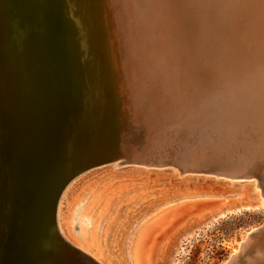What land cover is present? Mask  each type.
Here are the masks:
<instances>
[{"label":"bare ground","instance_id":"6f19581e","mask_svg":"<svg viewBox=\"0 0 264 264\" xmlns=\"http://www.w3.org/2000/svg\"><path fill=\"white\" fill-rule=\"evenodd\" d=\"M56 1L58 2L57 6L60 5L59 7L62 13L61 25L68 31L64 36L69 38L70 42L69 46L71 51L68 50L69 53L67 57L70 71L75 72L78 75L76 78H79V87L77 91H75L76 93H73V95L71 93L69 97H66L71 100L70 103L74 101L76 107L79 106V111L81 110L77 114L79 118L75 115V117L78 118V124L81 122L83 124L82 127H80V130L84 131L87 126L90 129H93L94 132L99 134V136L103 139L100 140L99 146V149L102 148V150L93 149L91 151L88 150L86 153L77 154V148H75L74 153L75 156H77V160L75 161L77 168H70L69 171L64 172L65 176L63 175V178L60 180H56L57 177L55 178V180L59 183L58 187H60V183L62 184L61 190L56 198L54 208V222L61 239L76 249L81 255H86L91 258L96 264L140 263V253L136 244L138 242L136 239L133 241V237L128 240L130 233L123 234L117 242L118 230L115 231V235L113 236L114 239H110V242L113 243L111 244L113 251L115 249H117V251L113 252L116 256L111 258L109 256H104L103 252H100L91 244L94 235L92 230L95 229L94 225L97 223V219L94 220V223H91L92 230L90 229L86 235L88 243H90L88 250L92 251V254L70 244L62 235V231L60 232V227H58V215L60 212V206H58V204L60 205V202L65 200L71 179L75 178V176L88 170L89 168L99 165L100 163L110 161L115 162L119 159H121V163H124V165L134 164L143 165L144 167L171 166L173 164V167L175 166L180 174L214 173L217 177H223L224 179L229 180L257 179L258 182H256L253 186L255 190H259L257 192L258 205L264 208V36L262 33L259 34L260 30H255L251 27L253 26L252 22L254 21V18L248 15L243 16L242 12L239 11V9L242 8V4L247 6L252 5L250 0H224L227 2L226 5L220 4L221 2L224 3L223 0H206L205 6H197L194 4L193 6L187 8L183 7V5L177 0H168L169 3H167L163 9V16L166 23L173 21L175 17L181 18L183 15L186 16L187 23H191L194 7H197V10H199L197 24L195 25L196 20L194 19V21L190 24L189 34L188 31L182 34L176 26L169 32L160 30L159 27L161 25H158L156 29L154 26L152 28L153 24L150 22L145 23L148 21L145 17L146 12L139 14V12L134 8L133 5L137 0H132L131 2L130 0H93V2L92 0ZM190 1L193 2V0ZM41 2L37 0H0V30L4 36V46H6L7 50H9L13 55H21V53L25 52L24 58H26L27 62L29 60L32 61V59H39L40 61L42 58L43 65H47L46 70L48 71V76L44 72L45 76L42 78L39 76L37 79L36 77L32 78L30 76L32 72H27V75H24L22 78L25 83V90L28 91L27 97L33 103L34 110L35 107L36 110H38L43 107V105L54 102L55 99H47L45 97L50 95V93H55L54 96L56 100L62 104V99L64 97L63 93L58 88L57 80L55 81L54 76H50L49 74L51 73V75H53L51 72V57H49L48 54L50 53L47 52V48L43 45V41L49 40L50 34L47 27L41 22L42 20L38 13L41 6H43ZM192 2H189V6ZM47 3L49 4L48 1ZM235 3H237L236 7ZM216 5H218L217 9L215 8ZM116 7H118V10L122 11L121 16H123V18H120L117 14ZM212 7L214 14L212 12ZM113 8L116 10L115 12H113ZM189 11L192 13H189ZM237 11L239 12L241 18L238 16L235 17L234 13ZM115 13L118 18L121 20L123 19L121 26L115 22ZM105 26H108V30H106L107 28H105ZM204 27H206L204 31L206 38L205 36L203 38H205V41H208L207 47L205 46L207 48V52L205 53L208 57L201 61L198 59V52L194 50L195 46L193 48V44L194 39L198 37V33L200 34L201 29ZM151 31L153 33L156 31L155 37H150L149 33ZM97 36L98 39L96 38ZM102 36L104 37V41L100 43V38ZM60 38L62 39L63 36H60ZM60 38L58 39L60 40ZM169 41L172 44L171 49L168 45ZM54 44L56 45L57 43L54 42ZM58 46H60V44L55 46V48L57 47L56 50L58 49ZM81 55H84V57L79 59ZM4 60L8 59L5 58ZM180 60L182 62L186 61L188 71L185 73V79L190 84L188 89H192V91L194 80L191 81L190 74H193L194 72V65H199L201 67L200 69L203 70V77H206V74H208L210 78H219L221 76L225 79V86L228 89L225 87L223 88V91L221 89L220 93L223 95H218V100L215 101L217 102V107L219 105L220 108L218 116H207L208 114H206V112L208 109L210 110L209 106L212 104L210 102L211 104L208 106V109L206 108L205 114L202 111L201 115L204 117L202 119H198L200 111L198 112L199 115L197 117L198 120L207 121V125L205 126L212 129L209 135L215 137L213 141H210L207 135H201L198 131L191 129L184 130V126L181 123H173L175 120L180 122L179 116H182L183 119L190 121L192 118L190 116L192 113L188 109L186 110L183 108V105L186 104L179 101L180 99L178 98L179 84H177V82L182 80L184 81V76H182V70L180 69V64L182 63ZM95 65L97 67H95ZM197 69L200 70L199 67ZM211 79H209V81ZM70 80H72V77ZM222 81L216 82L219 84L223 83ZM182 86L180 84V88ZM0 87L2 88L1 84ZM41 88L43 90L39 94L38 90H41ZM98 91L99 96L93 97L92 93L94 92L98 94ZM182 92L183 91L181 89V93ZM141 93H143L142 96L140 95ZM160 93L163 94L162 105H166V101L168 100L171 107L165 106V110L158 109L151 115L153 106L155 105L152 100V95L156 96V94L158 95ZM213 93L215 94V92ZM43 94L44 96L40 97ZM183 94L184 92L182 93V96ZM186 94L191 95V92H185V97L188 98ZM145 96H148V101ZM182 96H180V98ZM192 96L194 95L192 94ZM120 97H126L124 102L118 103V99ZM194 98L196 97L194 96L193 99ZM198 98L200 99V97ZM126 99H133V103L130 104V111L134 114V118H140L144 123L146 121L145 125H150V130H148L152 134L149 139L146 140V143L143 142L145 145L137 148L138 150L134 149V151L133 149L128 148L131 146L129 145L128 147L121 146L115 151L110 148L113 144H111L113 138L111 139L110 136L111 131L113 132L111 127L114 126L112 116L115 115V113H117L119 117L123 115L122 111L124 106L127 104ZM164 99L166 101H164ZM4 100L5 99L3 98V101ZM188 101L187 106H189L188 104L190 103ZM194 103L193 105H195ZM0 104L3 106V103ZM68 106L69 105H67V107ZM46 110L47 109H45V111ZM58 111H60V109H58ZM79 113L82 115L81 118ZM211 114L213 113L211 112ZM38 115L40 116V114ZM34 116L35 115L27 117V120L35 119ZM46 118H48V116H46ZM84 120H86V122ZM198 120L197 122H199ZM42 124L44 123L42 122ZM42 126L44 127V125ZM92 126L93 128H91ZM8 127L0 128V156L1 160L4 161V164L6 163L4 159H6L7 156L6 151L4 152L6 149V140L4 137L7 135ZM76 127L78 128L77 125ZM38 128L40 127L38 126ZM207 128L205 129L207 130ZM43 130L44 129L41 131L44 132ZM41 131L38 133H41ZM161 131H164V133H161ZM32 133L35 134L36 132L33 131ZM155 133L156 139L159 137L161 138L160 142L156 143L155 139L151 138L155 136ZM166 134L167 136H172L173 138L179 136V139L176 138L177 142L184 138L183 140L185 143H181L180 141L176 147L177 151L169 149L171 156L168 158V161L163 163L165 159L167 160L166 156L169 154L164 153L163 149L169 148V145L172 144L171 140L165 138ZM108 135L110 137H107ZM157 135L159 136L157 137ZM30 137L29 139H31ZM105 137H107V143H105V146L102 147ZM192 137L195 139L191 140ZM74 140L75 139L72 138V136L65 139L63 148H68L70 144L74 143ZM39 147H41L40 144ZM45 150L46 152H50L49 154H51V157L57 152L56 147L52 145H49L47 149L45 147ZM70 155L71 154L66 153V157H69ZM70 158H72V156H70ZM183 158L185 159L183 160ZM217 158H221L220 163H222L223 166H226L227 169L225 171L218 169L216 172H209V169L214 168L211 165L213 163H218V161H216ZM50 159L45 161L48 165L47 168H49L53 163ZM179 159H181V163L183 161H188L190 164L187 165L182 163L181 165L179 164ZM233 160L235 162H232ZM67 162L68 161H65V163ZM6 164L8 165V163ZM73 164L74 162L72 160L70 165ZM61 165H59V168H62ZM3 168L4 172L0 170L1 208L11 199V197H9L11 194L8 192H10L9 189H11L14 185L10 182L9 178L8 180L6 179V176L8 175L7 166ZM133 174H140V172L136 171ZM11 177L14 178L13 175ZM43 180L44 182L47 181L46 178ZM98 184L99 182L97 185ZM98 188L99 186L97 189ZM100 189V192L97 194L94 193L95 190H93L90 194L88 193L89 198L87 199V206L84 208L87 213H91V211H93L92 205L94 208H97L94 211L105 209L108 206L110 202L107 197L108 191L105 190V187H101ZM127 193L129 192L118 195L116 198V205L126 203L122 205L129 207V215L132 219L135 217L137 219L143 218V211L146 207L144 200L154 194L138 195L136 196L134 202H131L132 199L129 198ZM62 206L64 207V205ZM138 215L140 216L137 217ZM155 219H157V217ZM251 233L255 235L257 231L251 230L249 233H246V235L241 238V241L236 248L237 250L233 251V253H231L227 260L222 264H237L236 261L239 254H241V259L239 260L243 264H260L264 260V241L262 244L263 249L258 247L256 248L257 250L249 256V253L252 251H250L249 245V242L252 239L249 237ZM256 235L260 236L256 238L253 236L254 239L264 236V229ZM253 247L255 248L256 246L254 245ZM244 256L246 257L244 258ZM259 261L261 262L259 263Z\"/></svg>","mask_w":264,"mask_h":264},{"label":"rangeland","instance_id":"374dc122","mask_svg":"<svg viewBox=\"0 0 264 264\" xmlns=\"http://www.w3.org/2000/svg\"><path fill=\"white\" fill-rule=\"evenodd\" d=\"M177 1L183 4V6H185V3L186 5H188L189 2H192L190 0H184L183 2L182 0H177ZM116 9L117 11L114 10L113 8V12L116 11L117 14L120 16V18H123V16H121L122 11L118 10V7H116ZM189 13L192 12L189 11ZM117 14L115 13L116 15L115 22H117L116 24H120L121 26L123 19L121 20L120 18H118ZM198 18H199V10H197V7H194L191 21L193 22L195 19L196 20L195 25H196ZM174 21L177 23L178 26V27L176 26L177 29H179V31L182 34L186 33L187 31L188 34L190 33V24L192 22L187 23V18L185 15H183L181 18L175 17L173 22ZM105 28H107L106 30H108V26H105ZM205 28L206 27L201 29L200 34L198 33V37L194 39V44H193V48L195 46L194 50L198 52V59L201 61L205 60L208 57L205 53L207 52L206 47L208 44V41H205L206 38L204 34ZM103 36L100 38V43L104 41ZM204 36L205 38H203ZM96 38L98 39V36ZM24 56H25V52L21 53V55L19 54L13 55L10 53L9 50H7V47L4 46V36L0 30V61H1L0 84L2 86V88L0 87V93L2 92L1 94L3 95L2 96L0 94L1 95L0 103H3V106L1 104L0 106L6 108V110L9 111L8 120L10 122L8 121L9 124L8 122H6L5 124V125L8 124V126H10L8 127L7 131L16 129L15 131L19 133L20 139L24 140L26 144L32 143L35 146L38 143L40 144L41 149L43 147L44 151H46L45 147L47 149L49 145H52L56 147V149L59 152H61L63 151L62 148L65 139H67L70 136H72V138L75 139V137L79 135L78 130L80 129H78L76 125H73L72 123H67L68 122L67 120L63 122L64 123L63 125L62 121L64 120V117L62 116L59 118V122H61V124L59 125L61 126H59L55 122H53L54 126L52 125L51 126L54 129V135L62 136L63 140L60 138L61 143H59L58 145L56 144L57 142L52 141V138L49 139L51 137L50 128H46L42 126L44 124L48 125V123L50 122L49 119L51 118L49 117V115H46L49 112L47 113L48 110L45 111V108L43 109V107L39 108L38 110H36L35 107L34 110L33 103L27 97L28 91L25 90L26 88L25 83L23 82L22 79L24 75H27V72L28 73L32 72L30 76L32 78L36 77L37 79L39 78V76L40 78L44 77L45 73L48 76L47 74L48 71L46 70L47 65L46 64L43 65L42 58L40 59V61L39 59L36 60L32 59V61L29 60L28 63L26 61V58H24ZM83 57L84 55H81L79 59H82ZM3 58L8 59L9 61L4 60ZM3 61L6 62L4 63ZM186 65H187L186 61L185 62L183 61L180 64V69L182 70L181 73L182 76H184L183 78L184 81L182 80L177 82V84H179L178 88L180 89V91L178 89V98L180 99L178 100L186 104L183 105V108L186 110L188 109L192 113L190 116L192 118H195V119L191 118V122L195 121L194 123H196L197 125L199 123L202 124V122L206 124L207 123L206 120H198V119H202L204 117L203 115H201L202 111L205 114L206 108L208 109L209 107L210 110L208 109L206 112V114H208L207 116L209 117H211V115L212 117H214V115L218 116V113H220V108L219 105L217 107V102L215 101L218 100L217 98L218 95L220 96L223 95V94L221 95L220 93L221 89L223 91L224 87L227 88L225 86L226 84L225 79H223L221 76H220L221 78L219 77L220 79L218 77H211L212 78L211 79L208 74H206V77H203V72H202L203 70L200 69L201 67L199 65L198 66L194 65L193 68L194 72L193 74H190L191 81L194 80L193 83L194 85L192 87L193 91H192V89H188L190 87L189 86L190 84L185 79V73L188 71ZM198 67L201 70V72L200 70L197 69ZM209 79L211 80L209 81ZM220 80L221 81L224 80V81H222L223 83L218 84V82H221ZM180 84L181 86L183 84L181 88H180ZM211 88L213 89V92H215V94L212 92ZM181 89L184 92L183 96H182L183 92L181 93ZM185 92L186 93L191 92V95L186 94V96H188L189 99L185 97ZM92 94L93 97H98L99 91L98 94L94 92ZM192 94L196 98L193 99L194 96H192ZM203 95L206 97H204ZM180 96L182 97L180 98ZM198 97H200V99ZM3 98L6 101L5 100L3 101ZM125 98L126 97H120L118 99V103L124 102ZM161 98H162L161 102H163V97ZM190 98H192L194 101ZM186 100L192 101V102L188 101L190 102L188 104L189 106H187ZM126 101L127 104L126 106H124V109L122 111L123 115L120 117V124L121 122H123L121 124L122 131H120L119 134L116 133L113 134L115 137L112 135V132L110 134L111 139L113 138L111 141V144L112 143L113 144L110 146V148L115 151L118 150V148L121 146L128 147L129 145L131 146L128 148H131L133 150L134 149L138 150L137 148L141 147L142 145H145L144 143H146V140L149 139L150 135L152 134L149 132L150 125H145L146 123L145 120L144 123L142 119L134 118V114L130 111V104L133 103V99H126ZM164 101L166 100L164 99ZM22 102L29 106L27 109V113L30 115H28V117L35 115L34 116L35 119L27 120L29 121L28 124H30L29 126L26 127L29 131L28 135H23V133L26 131L25 130L26 128L24 126L20 127L18 125L19 124L18 116L20 114L22 115L25 113ZM167 103H169L168 100L166 101V104ZM193 103L195 105H193ZM210 104L211 106H209ZM58 105H60L61 107ZM56 107H59L58 109H60V111L58 110L57 111L61 112L64 110L62 108H64L65 106L64 104L59 103L56 105ZM75 110L77 113L74 112L75 114L74 113L73 114L74 116L75 115L78 116L77 114L79 112V106L75 107ZM193 111L196 112L197 114L194 113ZM210 111L213 114H211ZM198 112L200 115L198 114ZM38 114H40V116ZM61 114H59V116ZM73 114H71L72 119H73ZM194 114H196L197 116ZM46 116H48V118H46ZM78 118L74 117V119H76L77 121ZM37 120L40 122H38ZM197 120L199 122H197ZM42 122L44 124H42ZM36 124H38L40 128H38ZM51 126L49 124V127ZM205 128L207 127L204 126L203 132L206 130ZM42 129H44L43 130L44 132L41 131ZM184 129H186V127ZM33 131H35L36 133L33 134L32 133ZM37 131L38 132L41 131L42 134L38 133ZM80 131L86 132L87 134L85 137L86 146L90 144L92 148H87L84 150L85 144L82 141L83 139L80 138L79 139L80 145L81 143L82 145L76 147L77 154L86 153L88 150L91 151L93 149L102 150L101 147H100L101 149H99V146H100V140L103 139L101 138V136H99V134H97L96 132H94L93 129H90L87 126L85 127L84 131L82 130ZM194 131H198V129ZM137 132L143 133L142 134L143 136L141 135L142 137H140V139L137 138L138 136ZM161 133H164V131H161ZM9 134L10 132L6 136L8 137ZM36 134L38 136L40 135L46 136L45 139H49L48 144L43 141V138L41 136H40L41 138L40 137L36 138L33 136ZM89 134L90 136H92L91 138ZM158 136L159 135H157V137ZM29 137L31 139H29ZM107 137H109V135ZM107 137H105L106 139L104 138V143L102 144V147H104L105 143H107ZM10 138L14 140L13 136ZM151 138L155 139L156 143L161 141L160 137L156 139V133L155 136ZM165 138L172 141V144L169 145V148L163 149L164 153L166 154L169 153L167 155L169 157L171 156L169 149H173L174 151H177L176 147L180 143V141L181 143H185L183 140L184 138H182L179 142L176 141V138L179 139V136L173 138L172 136H167L166 134ZM74 141H76V139ZM41 142L43 143L41 144ZM56 154L57 152L55 153V155ZM36 156L37 158L40 157V155H36ZM65 156L66 155H64V158ZM9 157L7 154L6 156L7 160L4 159L6 163H8V161L11 160L9 159ZM168 160L169 159L167 160L165 159L163 163H165ZM46 164L47 162H44L43 165L39 166V169L41 170L42 168H45ZM7 168H8V172L9 170H12V172L14 171L12 167H9V164L7 165ZM136 171L140 172V174H133ZM11 176L12 175L6 176V179L8 180L9 178L10 182H12L13 179ZM13 177L15 178L16 175H13ZM263 180H264V176H263ZM98 182L99 184L97 185ZM256 182H258L257 179L229 180V179H224L223 177H217L215 175L202 174V173L180 174L178 169L175 166L173 167V164L171 166L167 165V166H157V167L154 166L144 167L143 165H134V164L124 165V163H121V159L116 160L115 162L110 161L106 163H100L99 165L91 167L88 170L75 176V178L71 179V183L68 186L69 190L66 194L65 200L64 201L62 200L60 202V205L58 204V206H60L59 207L60 212L58 211L59 212L58 227H60L59 228L61 229L60 232L62 231L61 232L62 235L64 236L65 239L68 240L70 244L74 245L79 249L86 250L90 254H92L91 253L92 251L88 250L90 243H88L87 240L88 238L86 237V235L91 229V223H94V220L97 219V223H95L94 225L95 229L94 230L91 229L94 233L91 244L100 252H103V255L106 257L109 256L112 258L116 256L113 254V252L117 251V249L113 251V249L111 248V244L113 243L110 242V239L111 240L114 239L113 236L115 235V231L118 230L117 242L120 240V237H122L123 234L125 233L128 234L130 233L128 236V240L131 237H133L132 240L135 241L136 239V241L138 242L136 244L140 253L139 264H222L227 260L230 254L233 253V251L237 250L236 248L238 247L241 238L244 235H246V233H249L251 230H255L257 231V233H260L264 229V208L258 205L257 192L259 190L258 191L255 190L253 186L254 184H256ZM98 186L99 188L97 189ZM101 187H105L106 188L105 190L108 191L107 197L110 200L108 206L105 209L94 211L97 208H94L92 205L93 211H91V213H87V211L84 208L87 206V201H88L87 199L89 198L88 193L90 194L93 192V190H95L94 193L97 194L100 192ZM126 192H129L127 193V195L129 196V198L132 199L131 202H134L136 196L138 195L154 194L153 196L147 197L148 199L144 200L146 207L143 211L144 214L143 218L141 219L138 218L139 219L138 220L135 217L132 219L131 216L129 215V209H128L129 207H125L124 205H122L126 203L116 205L117 203L116 198L118 197V195L125 194ZM61 204L64 205V207ZM139 216L140 215H138L137 217ZM156 217L157 219H155ZM251 234L249 235V237H251L252 238L251 241L252 240L253 241L249 242L250 251L252 250L249 253V256H251V254L255 252V250H257L256 248L259 247L263 249L262 244L264 241V236H262L261 238L254 239L256 237H259L260 235L257 236L255 234L256 235L255 236L253 235V233ZM254 245L256 246L255 248L253 247ZM246 256H244V258ZM239 259H241V254L238 255L236 262L237 264L238 263L243 264ZM260 262L261 261H259V263ZM260 264H264V260Z\"/></svg>","mask_w":264,"mask_h":264},{"label":"water","instance_id":"95a60500","mask_svg":"<svg viewBox=\"0 0 264 264\" xmlns=\"http://www.w3.org/2000/svg\"><path fill=\"white\" fill-rule=\"evenodd\" d=\"M37 1L39 2L42 1L41 4H43V6H41L40 11L38 13L42 20L41 22L47 27L50 34V35L48 34L49 40L43 41V45L47 48V52L50 53L48 55L49 57H51L50 59L52 64L51 72L53 75H51V73L49 74L50 76H54L55 81L57 80L58 88L60 89V91L63 93L64 96L62 102L65 105V107L62 108L65 109V111H63L62 114L59 116L60 112H57L58 107H56V104L60 102L56 100L54 96L55 93H50V95H47L46 97L47 99L52 98L55 100L53 103L43 105V108L48 110L49 112L48 115L51 118L49 119L50 122L48 123V125L44 124V127L49 128V124L51 126L52 122H55L58 125L61 124V122H59V118L63 116L64 120L62 122L67 120L68 121L67 123H72L73 125H77L78 128L80 129V127H82L83 125L82 122L78 124V121L74 119L75 117L74 115H73V119L70 117L71 114L76 112L75 110L76 104L74 103V101L70 103L71 100L68 99V97L71 93L72 95L73 93L74 94L76 93L75 91H77L79 87L78 86L79 78L78 79L76 78L78 77V75L75 72L70 71L69 62L67 58L69 53L68 50L71 51L69 46L70 42H69V38H66V36H64L68 31L65 30L64 26L61 25L62 13L59 7L60 5L57 6L58 2L56 0H37ZM47 1L49 2V4L47 3ZM131 1L132 0H130V2ZM183 1L184 0H182V2ZM167 3H169L168 0H144V1L137 0L135 1V4L133 6L139 12V14L146 12L145 17L148 21L145 23L150 22L151 24H153L152 28L154 26L155 29L158 25H161L159 27L160 30L164 32L166 31L169 32L170 30L174 29L175 26H177V23L175 21L166 23L163 16V9ZM224 3L221 2L220 4L226 5L227 2L224 1ZM250 3H252V5L247 6L242 4L241 5L242 8H240L239 11L242 12L243 16L246 15L252 16V18H254V21L252 22L253 26L251 25L250 26L255 30L256 29L260 30L259 34L262 33V35L264 36V0H250ZM194 4H196L197 6H202V5L205 6L206 0H193L190 6L189 4L186 5V3L185 6L191 7ZM217 6L218 5H216L215 7L216 9ZM236 6L237 3H235V7ZM212 12L214 14L213 7H212ZM234 14L235 17L236 16L240 17L238 11L235 12ZM149 35L150 37L152 36L155 37L156 31L154 33L151 31ZM60 36H63V38L61 39ZM58 38H60V40ZM54 42L57 43L56 45L60 44L57 50H56L57 47L55 48L56 45L54 44ZM168 45L169 48L171 49L172 44L170 43V41ZM95 67L97 66L95 65ZM71 77L72 80H70ZM42 90H43L42 88L41 90H38L39 94ZM140 95L142 96L143 93H141ZM40 97H43V95H41ZM161 97L162 94L156 96L152 95V100L154 101L155 105L153 106L151 115L154 112H156L158 109L165 110L166 109L165 106L171 107V105L168 103L166 105H162L163 102H160L162 99ZM145 98L148 101V96H145ZM22 104L25 113L22 115L20 114L18 116V120H19L18 125L20 127L24 126L26 128L27 126L30 125L28 124V121L26 119L28 115H30L27 113V109L29 106L24 104L23 102ZM67 105L69 106L67 107ZM0 113H1L0 128L8 127L5 124L7 122L6 120L9 119L8 116L9 111L8 110L6 111V108L0 106ZM81 117L82 115L80 114V118ZM181 117L182 116L179 117L180 122L175 120L173 123L174 124L181 123L184 126L183 128L185 127L187 128L184 130L198 129V133H200L201 135L206 134L210 139V141L212 139H215V137L209 135L212 129L207 128L208 130H205L203 132L204 126L207 125L204 124V122H202L203 124L197 125L196 123L194 124V122L183 119ZM112 118H113L112 122L114 123V126L111 127V129L113 130V132L112 131L111 132L113 134L115 133L119 134L120 131H122L121 124L123 122L119 124L120 117L117 115V113H115V115H113ZM84 121L86 122V120ZM53 124L54 123H52V125ZM36 125L38 126V124ZM91 128H93V126ZM25 130L26 131L23 133V135H28L29 134L28 129L26 128ZM78 131H79V135L75 137L76 141L70 144L68 148L66 147L65 149L63 148L62 150L64 151L59 152L57 150V154L55 156L52 155V157L51 154H49L50 153L49 151L47 152L44 151L43 147H42L43 150L41 149V147L39 148V146H37L39 145L38 143L35 146L32 143L26 144L24 140L20 139L19 133L13 130H10V135L11 137L12 136L14 137V140L8 138L5 135L4 139L6 140V149L4 150V152L6 151L8 156L10 155L11 160L8 161V164L9 167H12L14 170L13 172L12 170H10L8 172V176L16 175V177L12 179V183L14 185L11 189H9L10 192H8L11 194L9 195L11 199L10 200L8 199L9 202L6 203V205L4 204L2 208L0 207V264H96L91 258L87 257L86 255H81L76 249H74L69 244H67L63 239H61V237L59 236L56 230V226L54 222L55 202L62 186V184L60 183V187H58L59 183L56 180L62 179L63 175L65 176L64 172L69 171L70 168L72 169L77 168V164L75 162L77 160V156H75L74 150L76 147L80 146V141H79L80 138L83 139L82 141L85 144L84 150L87 148H92L90 144L86 146V142H85V137L87 135L86 132H81L80 130ZM137 133H138L137 138L140 139V137L143 136L142 135L143 133L142 132H137ZM50 134L51 137L49 139L52 138V141L57 142L56 144L59 145V143H61L60 141L62 137L58 135H54V129L52 128V126L50 127ZM33 136L36 138L38 137L37 134ZM91 137L92 136H90V138ZM211 137L213 138L211 139ZM42 138L43 141H45V143H48L49 139H45L46 136H42ZM194 139H195L194 137L191 138V140ZM66 153L71 154L70 156H72V158H70V156L66 158L65 156V158L67 159L65 160L64 155H66ZM36 155H40V157L37 158ZM166 158L168 159L169 156H167ZM49 159L53 162L51 166L47 168L48 165L46 164L45 168H42L40 170L39 166L43 165V163ZM184 159L185 158H183V160ZM72 160L74 164L70 165ZM65 161L68 162L65 163ZM216 161H218V163H213L211 166L214 168L209 169L208 170L209 172L213 173L216 172V170L218 169L223 171L227 169L226 166H223L222 163H220L221 158H217ZM179 162H180L179 164L181 165L182 163L183 164L185 163L187 165L190 164L188 161H183L181 163V159H179ZM232 162L235 161L233 160ZM0 164H1L0 170L4 172L3 167H6L7 165L5 166L4 161L1 160V156H0ZM59 165H61L62 168H59L60 167ZM209 175H215V174L213 173ZM45 178L47 180L46 182H44L43 180Z\"/></svg>","mask_w":264,"mask_h":264}]
</instances>
